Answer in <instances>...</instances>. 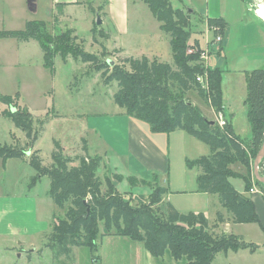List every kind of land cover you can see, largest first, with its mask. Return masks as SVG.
<instances>
[{
    "label": "rangeland",
    "instance_id": "rangeland-1",
    "mask_svg": "<svg viewBox=\"0 0 264 264\" xmlns=\"http://www.w3.org/2000/svg\"><path fill=\"white\" fill-rule=\"evenodd\" d=\"M105 1L107 0L87 1L85 6L76 5L65 7L63 10L54 6L53 0H35L36 10L33 11L30 10L29 0H0V30H21L28 21L42 20L46 22L48 31L53 35L71 31L73 36H76V43L81 49L98 56L104 53L106 59L114 61L113 65L121 63L125 57L143 56L174 64L170 37L161 29V23L147 4L142 0L130 2L128 20L127 14L124 20L122 8L119 12L115 11V16L112 14L117 28L126 29L124 34H119L113 26V20H110L111 15L106 14L108 8L104 5ZM170 3L174 9H181L184 13H187L188 8L193 9L189 14L190 29L193 33L190 44L199 40L201 48L210 50L209 57L204 60L205 67L224 69L222 85L224 91L227 90L225 100L229 101L230 110L236 112L242 108L241 111L247 114L244 99H241L245 96L247 83L242 78L244 74L238 69L246 63L248 53L256 60L262 59L264 55V24L254 16L257 15V9L263 2L260 0H170ZM100 6H105L107 12L98 16L96 12L99 11ZM99 17L102 20L100 25ZM210 18L223 19L227 24L218 25L210 22ZM96 25L98 32L94 39L93 28ZM212 27L221 28L222 40L215 47L209 43L215 36ZM226 36L227 43L223 48ZM222 49L225 51L223 52ZM247 50L251 52H244ZM221 51L224 55H220ZM225 53L227 60L223 62ZM125 67L128 69L127 66ZM204 87H208L206 79ZM117 89L116 81L106 84L94 64L85 63L73 54H70L66 60L59 54L55 55L53 67L48 68L44 65L43 51L36 40L24 42L11 37L0 38V95L18 96L16 104L18 107H27L30 110L34 115L36 128L40 129L42 127L40 122L44 120L43 128L34 145V149L39 150L43 164L46 166L52 164L55 141H59L65 149V154L71 157L86 153L92 156L101 155L103 161L97 174L104 185L108 178L113 182L115 180L119 192L134 205H139L149 201L152 188L141 184L134 186L130 178L151 181L154 179L148 167L140 164L136 154L130 150L129 128L117 120L120 119L117 112L123 111L113 98ZM185 97L198 106L205 116L217 119V115H214L210 106L197 91L190 90ZM14 107L15 110L18 108ZM10 109L13 108L0 101V142L25 145L28 141L25 132L17 128L6 116ZM237 115L240 118L238 112ZM138 121L155 141L160 142L159 145H162L166 154L173 158L175 171L172 169L171 176L174 182L176 174L179 176V182L180 179H184L185 169L191 180L190 185L180 187L176 193L170 187L168 175L156 174L157 182L171 189L164 197L162 209H167L168 203L176 201L182 205L184 213L190 212V208L195 207L196 204L205 205L197 198V179L196 182L192 181L196 177L198 168L189 167L186 156L193 161L209 155L210 146L185 130L153 133L148 123ZM234 121L238 123V127L245 129L247 120L240 118L237 121L235 118ZM31 154L32 150L27 156ZM125 158H129L128 164L124 161ZM254 158L255 156H251L249 163L253 179L255 178ZM3 162L0 157V195L28 202L26 216H36L38 211L40 219L50 224L56 217H64L65 210L57 207L49 195L51 181L48 176L36 180L37 171L28 161L22 159L9 160L5 167ZM104 166H107L106 169L112 167V170L109 169L111 177L106 175ZM231 168L239 173L246 172L241 163H234ZM259 170L264 175L261 163ZM230 181L237 190L247 191L246 182L242 177L231 176ZM217 203L212 200V203L208 204L206 215L209 218L210 228L218 233L237 235L241 241L250 244L251 247L220 252L215 256L214 264H264V228L259 223L235 224L233 221L216 223L219 208ZM19 213H23L21 209ZM228 219L230 220L229 217ZM101 230L104 231V228L102 227ZM33 240L40 247L37 252L30 251L32 249L26 250L28 245L24 250L17 251L13 245H10L11 240L6 242L0 240V264L185 263V260H174L169 251L163 258H156L146 249L143 242L134 241L126 236L109 235L100 238L97 249L93 252L89 247H76L70 259L64 257L56 259L53 251L44 247L43 237L38 236ZM6 246L11 248L5 249ZM14 246L18 245L14 244Z\"/></svg>",
    "mask_w": 264,
    "mask_h": 264
},
{
    "label": "trees",
    "instance_id": "trees-1",
    "mask_svg": "<svg viewBox=\"0 0 264 264\" xmlns=\"http://www.w3.org/2000/svg\"><path fill=\"white\" fill-rule=\"evenodd\" d=\"M142 1L169 35L174 64L143 56L125 57L111 67L104 53L98 56L81 49L71 31L53 35L42 20L28 21L21 30H0V38L36 40L48 68L53 67L57 54L64 60L73 54L85 63L94 64L106 84L117 82L118 89L113 98L127 116L148 123L152 132L169 133L182 129L207 143L211 154L193 161L187 159L189 167L199 169L198 191L217 194L235 224L259 223L262 226L254 201L239 192L230 177H242L247 191L252 188L250 157H256L264 141V68L245 73L247 96L244 104L252 131V139L247 142L235 134L231 124L225 127L219 126L217 121L211 124L201 109L185 97L190 90H195L215 112L224 109L222 83L225 71L219 67L206 68L200 56L199 40L190 44L193 33L188 10L184 13L181 9H174L170 0ZM209 21L226 25L223 19L210 18ZM93 30L96 39L97 25ZM193 48L195 50L189 52ZM199 75L205 76L207 88L197 80ZM18 99V96L0 95V101L11 108L18 107ZM6 116L25 132L28 141L25 145L0 142V157L4 161H28L37 171L36 180L48 176L51 181L49 195L57 207L65 210L64 217H56L45 233L44 247L50 248L56 259H70L76 247H89L93 252L98 240L109 235L143 242L156 258H163L169 251L174 260H185L184 264H214L215 256L220 252L251 247L237 235L215 232L203 212L184 213L172 203L162 209L169 189L161 186L155 177L154 181L130 178L134 186L141 184L152 188L147 203L134 205L110 178L104 185L97 174L103 161L99 155L86 153L71 157L65 154L61 143L55 141L53 162L44 165L39 150L34 149L44 120L40 122L42 127L36 128L34 115L27 107L10 109ZM30 150L32 154L27 156ZM263 162L264 159L261 166ZM234 163L243 164L247 173L233 171L231 165ZM254 179L264 191V184ZM217 218L219 224L225 223L223 212L219 211Z\"/></svg>",
    "mask_w": 264,
    "mask_h": 264
},
{
    "label": "crops",
    "instance_id": "crops-1",
    "mask_svg": "<svg viewBox=\"0 0 264 264\" xmlns=\"http://www.w3.org/2000/svg\"><path fill=\"white\" fill-rule=\"evenodd\" d=\"M87 1H96V0H87ZM85 2L80 1V0H53L52 4L54 6H57L58 8H63L64 10L65 7H71V6H76V5L85 6L86 5ZM130 2L132 1L131 0H107L105 1L104 5H106V7L108 8V12L106 11L105 6H100L101 10L99 8V11L96 13L98 14V16H100L102 13L107 12L106 13L107 15L109 16L111 15L110 17V20H111L113 17L112 14L115 16V11L119 12V9L122 8L124 20L126 19V14H127V20H128V8L130 6ZM63 13H65V11H63ZM254 16L260 22H263L264 24V20H261L260 17L257 16L256 14ZM112 22H113V26L115 27V29H117V32H119V34H124L126 32V29L122 30V28H119V27L117 28L114 20ZM226 43H227V36H226L225 41L223 42V48H224V45H226ZM222 51L224 52L225 49H222ZM222 51L220 55L221 54L224 55ZM244 52L248 53L251 51L247 50ZM248 55H249L248 59L246 60V63L244 64V66L238 69V71H241L244 74L242 78L245 79V82H246L245 73L247 71L264 68V55L262 56V59L260 60H256L252 58V56L249 53ZM222 60L223 62L224 60H227L226 53H225V57H223ZM223 77H224V74H223ZM223 94H224L223 95L224 101L226 102V103L224 102V109H223L224 116L228 120V123L232 125L235 134L245 139L247 142H250L252 139V131H251V123L248 119V115L244 111H241L242 108H240L239 110H236V112L234 110L231 111L229 108V101L225 100L226 95H227V90L224 91L223 89ZM246 96H247V87L245 91V96L241 97V99L242 100L244 99L245 101ZM210 108L215 115L217 112H215V110L211 106ZM123 111L117 112L120 115V119H117V120L122 122L125 126H127V128H129L128 131H129L130 143H131L130 150L136 154V158L139 160V163L144 164V166L148 167V171H150V173L152 172L153 178L154 177L157 178L158 176L156 174L159 175V173L168 175L170 187L173 188L172 191H175L176 193L177 191L180 190V187H185V185L187 184L190 185L191 180L187 176L188 174H187L186 169H185L184 179L183 180L180 179V182H179L178 181L179 176L176 174V179L174 182L171 176L172 169L174 170V166H173L174 160L171 157V155L166 154V152L162 148V145H159L160 142L155 141L154 137L152 138L150 134L148 133V131L147 132L145 131L144 126L139 125L140 122L137 119L130 117V116H128L129 118H127L126 117L127 115ZM237 112L240 114V118H243L244 121L247 120L245 121L246 125L244 126L246 129V132L244 128H240V126L238 127V123L234 121L235 118L237 121L240 119L237 115ZM210 120H214V118ZM187 159H189L188 156H186V160ZM9 160H12V159H7L6 161L3 162L4 167L6 166ZM124 161L126 162V164H128L129 158H125ZM106 168L107 166H104V169L106 170L105 171L106 175L111 177L112 175H111L110 170H112V167L109 168L110 170ZM240 172L244 173L243 171H240ZM116 174H119V173H116ZM198 174H199V169H197L196 174H195L196 177L192 181L196 182ZM145 180H148V179H145ZM251 180H252L251 187L258 189V192L251 193L249 190L248 191L238 190V191L243 194L249 195L252 198V200L254 201L256 205L257 212L259 214V217L262 222V226L264 228V191L261 189V187H259V185L256 182H254V179H251ZM148 181H151V180H148ZM114 182L116 186H118V183L115 180ZM197 191L198 190H196V192ZM175 196H178V195H175ZM197 198L199 200H202L205 203V205L202 206L200 204H196L195 207L190 208L192 212H197V213L203 212L206 215L208 213V204L210 205V203H212V200H215L216 202H218L217 204L219 206V208L217 209V212L219 211L223 212L225 216V223H229V221H233L232 215H230V213L222 207V205L220 204L219 198L217 197L216 194L203 193V192L198 191ZM172 204L179 211L181 212L185 211L183 210V208H181L182 205L178 204L177 201ZM27 205H28V202H25L24 200H18L10 196L0 195V240H3L5 242L7 240H11L12 242L10 243V245H13V248H15L17 251L20 249L24 250L26 245H28V248L26 250L32 249L30 251L37 252L40 247L38 243L34 241L33 239L38 236L43 237V239H45V233L48 231L50 227L49 226L50 223H48L47 221H42L40 219V215L38 211L36 212L37 214L36 216L35 215L26 216L25 214L27 212V208H26ZM19 209L22 210L23 212L22 214L19 213ZM228 217L230 218V220L228 219ZM14 244H17L19 247L18 246L15 247ZM10 248H11L10 246L5 247V249H8V250Z\"/></svg>",
    "mask_w": 264,
    "mask_h": 264
},
{
    "label": "built area",
    "instance_id": "built-area-1",
    "mask_svg": "<svg viewBox=\"0 0 264 264\" xmlns=\"http://www.w3.org/2000/svg\"><path fill=\"white\" fill-rule=\"evenodd\" d=\"M220 30H221V28L212 27V31L215 32V36L209 43H211V46H213V47H215L216 45L220 44V42L222 40V36L220 35ZM193 50H195V49L194 48L190 49L189 52H192ZM209 53H210V50H206V49L201 48V51H200L201 59L206 60L209 57ZM197 80L200 83H202L203 85L205 84V76L199 75L197 77ZM216 115H217L216 121L219 124V126L225 127L228 124V120L224 116L223 111L217 112ZM261 169L264 171V162L262 163ZM250 192L251 193H256V192H258V189L252 187L250 189Z\"/></svg>",
    "mask_w": 264,
    "mask_h": 264
},
{
    "label": "water",
    "instance_id": "water-1",
    "mask_svg": "<svg viewBox=\"0 0 264 264\" xmlns=\"http://www.w3.org/2000/svg\"><path fill=\"white\" fill-rule=\"evenodd\" d=\"M264 2V0H262ZM29 6H30V10H36V3L35 0H29ZM188 12L191 14L193 12L192 8H188L187 9ZM102 23V20L100 19V17L98 18V24L100 25ZM109 62L111 63V65L114 64V61L109 60ZM14 110V108H13ZM209 122L211 124H215V120H209ZM264 159V141L263 144L259 150V152L257 153L255 160H254V176L255 178L260 181L262 184H264V175L261 174L259 167H260V163L262 162V160Z\"/></svg>",
    "mask_w": 264,
    "mask_h": 264
},
{
    "label": "clouds",
    "instance_id": "clouds-1",
    "mask_svg": "<svg viewBox=\"0 0 264 264\" xmlns=\"http://www.w3.org/2000/svg\"><path fill=\"white\" fill-rule=\"evenodd\" d=\"M257 15L261 20H264V4H261L260 8L257 9Z\"/></svg>",
    "mask_w": 264,
    "mask_h": 264
}]
</instances>
